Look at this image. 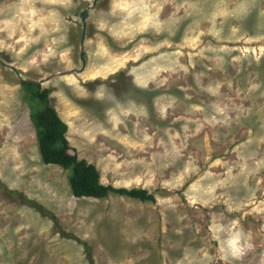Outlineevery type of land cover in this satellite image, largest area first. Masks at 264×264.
<instances>
[{"label": "rangeland", "instance_id": "rangeland-1", "mask_svg": "<svg viewBox=\"0 0 264 264\" xmlns=\"http://www.w3.org/2000/svg\"><path fill=\"white\" fill-rule=\"evenodd\" d=\"M0 61V264H264V0H0ZM29 79L155 201L73 196Z\"/></svg>", "mask_w": 264, "mask_h": 264}, {"label": "trees", "instance_id": "trees-1", "mask_svg": "<svg viewBox=\"0 0 264 264\" xmlns=\"http://www.w3.org/2000/svg\"><path fill=\"white\" fill-rule=\"evenodd\" d=\"M21 83L30 92V96L41 104V109L37 110L32 118L41 160L44 164L58 165L68 170L67 180L73 196L100 199L115 193L139 201H155L154 194L144 188L114 187L101 183L94 164L69 152L70 147L65 137L67 125L49 104L48 89H40L38 83L29 80H21ZM36 207L41 212L45 211L39 205Z\"/></svg>", "mask_w": 264, "mask_h": 264}, {"label": "water", "instance_id": "water-1", "mask_svg": "<svg viewBox=\"0 0 264 264\" xmlns=\"http://www.w3.org/2000/svg\"><path fill=\"white\" fill-rule=\"evenodd\" d=\"M80 18H81L82 21L84 20V13H81V14H80ZM82 56H83V52H80V59H81V61H82V63H83ZM0 63H3V62L0 61ZM29 81H30V79H29ZM31 81H33L34 83H35V82H36V83L38 82V81H36V80H31Z\"/></svg>", "mask_w": 264, "mask_h": 264}]
</instances>
